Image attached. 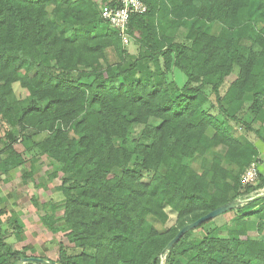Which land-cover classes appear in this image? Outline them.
<instances>
[{
  "label": "trees",
  "instance_id": "trees-1",
  "mask_svg": "<svg viewBox=\"0 0 264 264\" xmlns=\"http://www.w3.org/2000/svg\"><path fill=\"white\" fill-rule=\"evenodd\" d=\"M141 1L147 9L130 13L126 31L137 54L125 64L120 33L101 16L120 0H0V170L24 162L11 126L45 133L35 148L60 165L63 214L57 219L34 204L42 223L63 232L90 264H154L159 256L163 264H264V238L250 234L264 235V196L232 210L225 236H192L210 219L162 253L186 223L264 186L260 174L256 185H241L258 151L231 125L264 126V0ZM109 47L122 60L115 68L105 60ZM172 67L186 78L180 87L166 80ZM15 82L28 91L17 111L9 102ZM205 87L223 119L203 108ZM246 100L249 119L242 120ZM134 125L142 126L138 139ZM198 157L197 167L186 161ZM165 207L177 225L160 230L154 221L167 222ZM28 249L9 250L0 233V264H14ZM54 261L82 264L62 244Z\"/></svg>",
  "mask_w": 264,
  "mask_h": 264
},
{
  "label": "rangeland",
  "instance_id": "rangeland-1",
  "mask_svg": "<svg viewBox=\"0 0 264 264\" xmlns=\"http://www.w3.org/2000/svg\"><path fill=\"white\" fill-rule=\"evenodd\" d=\"M93 1L97 6H100L110 0ZM107 27L108 26L105 23L101 22L97 28L99 33H103ZM70 29V27H67L66 32L69 33ZM123 46L128 52V55L124 60V63L127 64L130 60L132 61L134 58L133 55L137 54V45L134 44L133 39L128 38V42H123ZM104 53L106 62L111 64L113 68H115V64L122 61L111 47L107 48ZM46 62L51 64L53 63V60L47 58ZM166 80L173 83L175 86L180 87L186 78L177 68L172 67L166 73ZM12 86L13 90L12 94L9 96V102L11 103L13 110L17 111L20 107V101L28 96V91L25 88H22L18 82H15ZM225 89L226 85H223L220 88V93L223 94ZM204 91H208L207 93L210 92L208 87H205ZM208 95V101L203 105V108L217 118L223 119L217 108L214 106V96L211 92ZM249 105L250 101L246 100L243 105V110L238 114V118L242 120L249 119L248 114L245 112ZM149 123L156 125L159 121L150 119ZM231 125L232 133L237 138L243 143H252L257 147L258 160L260 155L264 159V146L260 141L264 136V126L259 122H255L252 124L253 130L248 131L238 120L232 121ZM4 128L0 129V135L3 134ZM141 129V125H134L131 130V137L138 139ZM10 131L12 133L10 141L12 142L14 149L21 154L24 162L8 171L0 170L1 240L6 243L8 249L11 251L22 250L23 247H29V249L25 251L28 256H39L52 261L57 259L59 244H62L66 253L74 256L76 261H79L82 264H90L87 261L81 260L79 256L81 250L76 248L73 243L67 239L63 232L60 231L53 233L42 223L40 218L42 211L36 204H34V200L39 206L45 204L47 212L57 219L63 214L62 207L60 206V203L63 202V196L57 189L62 180V174L59 172L60 165L40 154L38 149L35 148V143L42 140L45 137V133H36L30 128L21 131L17 126H11ZM114 143L118 145L119 140L114 138ZM127 146L130 149L132 148L130 141H128ZM5 147L6 140L0 137V159L5 157L3 152ZM199 160L200 158L198 157L195 160H192V162L190 160L186 161L193 167H197L199 165ZM258 170H260L259 164ZM29 171H31V176H24V174H27ZM53 172L58 173L57 176H51ZM55 204L57 206H55ZM165 211L168 214V220L164 225L154 221L155 225L160 230H166L177 225L175 211L169 207H165ZM223 221H225V223L232 222L229 218L224 219L220 215L216 216L208 224L200 229L194 230L192 236L196 237L200 233L203 234L205 232H209L216 236H225L226 229L221 228L222 225H220ZM251 221L254 220L252 219ZM225 225L228 228L234 226L233 223ZM250 234L257 238H264V235L255 236L256 234L253 232H250ZM31 247L34 249L32 252ZM161 262L163 264V256H161ZM154 264H158V262Z\"/></svg>",
  "mask_w": 264,
  "mask_h": 264
},
{
  "label": "built area",
  "instance_id": "built-area-1",
  "mask_svg": "<svg viewBox=\"0 0 264 264\" xmlns=\"http://www.w3.org/2000/svg\"><path fill=\"white\" fill-rule=\"evenodd\" d=\"M120 4L121 7L116 8L104 5V7L101 8V16L110 26L119 31L122 41L126 43L128 42L126 31L130 13H143L147 8L141 0H120ZM258 174V162L252 161L243 170L240 178L241 185H254L257 181ZM249 198L242 199L241 203H245Z\"/></svg>",
  "mask_w": 264,
  "mask_h": 264
},
{
  "label": "water",
  "instance_id": "water-1",
  "mask_svg": "<svg viewBox=\"0 0 264 264\" xmlns=\"http://www.w3.org/2000/svg\"><path fill=\"white\" fill-rule=\"evenodd\" d=\"M264 196V191L263 193L257 194L248 200H253L256 198H260ZM241 203L240 200L238 199H232L230 201H227L224 204L219 205L218 207L208 211L207 213L203 214L202 216L198 217L192 222L186 223L183 225L177 233L168 241L166 246L163 248L162 253H165L166 251L170 250V248L188 231L193 230L200 226L202 223L209 221L210 219L215 218L216 216H219L223 213H226L228 211H232L236 207H238ZM27 262H37L40 264H58L55 261L45 259L43 257L39 256H27V257H22L19 260H17L14 264H24ZM158 264H162L161 262V256L158 258Z\"/></svg>",
  "mask_w": 264,
  "mask_h": 264
},
{
  "label": "crops",
  "instance_id": "crops-1",
  "mask_svg": "<svg viewBox=\"0 0 264 264\" xmlns=\"http://www.w3.org/2000/svg\"><path fill=\"white\" fill-rule=\"evenodd\" d=\"M258 164H259V166H260V170H258L259 171V174L264 178V159L262 158V156L260 155L259 156V160H258ZM256 183H257V181H256ZM256 183L254 184V185H256ZM262 191H264V186L263 187H260V188H258L257 190H256V192H258L259 194L262 192ZM263 193V192H262ZM255 196V195H254ZM253 197V196H252ZM237 199H239V198H237ZM240 201L242 200L241 198L239 199ZM235 212L234 211H228V212H226V213H223V214H221L220 216L222 217V218H229L230 219V221H232V222H228V223H233L234 224V222H233V219L235 218V214H234ZM225 216V217H224ZM228 223H225V221H223V223L222 224H220V225H225V224H228Z\"/></svg>",
  "mask_w": 264,
  "mask_h": 264
},
{
  "label": "bare ground",
  "instance_id": "bare-ground-1",
  "mask_svg": "<svg viewBox=\"0 0 264 264\" xmlns=\"http://www.w3.org/2000/svg\"><path fill=\"white\" fill-rule=\"evenodd\" d=\"M118 33V32H117ZM119 36V35H118Z\"/></svg>",
  "mask_w": 264,
  "mask_h": 264
}]
</instances>
